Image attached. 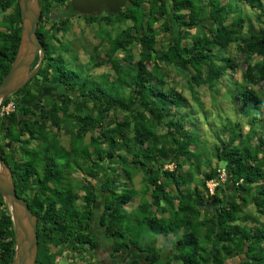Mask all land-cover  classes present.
Here are the masks:
<instances>
[{
  "label": "trees",
  "instance_id": "trees-1",
  "mask_svg": "<svg viewBox=\"0 0 264 264\" xmlns=\"http://www.w3.org/2000/svg\"><path fill=\"white\" fill-rule=\"evenodd\" d=\"M63 2L39 1V21ZM0 13L1 81L19 44L18 0H0ZM106 18L124 26L114 37L107 30L104 76L50 56L19 97L1 102L14 103L0 114V153L37 217L36 264H72L100 247L120 264H264V0H127ZM232 48L246 64L239 77ZM51 78L77 94L29 95ZM205 91L227 94L245 117L211 128L209 148ZM221 162L226 179L209 194ZM14 243L0 194V264L12 263Z\"/></svg>",
  "mask_w": 264,
  "mask_h": 264
},
{
  "label": "water",
  "instance_id": "water-1",
  "mask_svg": "<svg viewBox=\"0 0 264 264\" xmlns=\"http://www.w3.org/2000/svg\"><path fill=\"white\" fill-rule=\"evenodd\" d=\"M127 0H72L73 8L83 14L97 15L105 5L110 13L116 14ZM21 14V32L15 57L0 81V103L23 87L35 74L41 58L42 45L36 28L41 12L39 0H18ZM40 53V61L31 66ZM0 194L9 206L14 229V255L11 264H36L37 217L27 201L16 193L12 173L0 153Z\"/></svg>",
  "mask_w": 264,
  "mask_h": 264
},
{
  "label": "flooded vegetation",
  "instance_id": "flooded-vegetation-1",
  "mask_svg": "<svg viewBox=\"0 0 264 264\" xmlns=\"http://www.w3.org/2000/svg\"><path fill=\"white\" fill-rule=\"evenodd\" d=\"M122 8L123 7H121L116 14H118ZM108 13L112 14L109 12V10L105 5H101L100 12L97 15L83 14L76 11L73 8L72 0H64L63 3L58 5L56 8H53V12L49 13V15L47 16L43 15L40 21L38 19L39 28L38 31L36 32L42 45L43 56L39 64L40 53L37 55L35 62L31 66V70L37 64H39L37 70L35 71V74L39 72V70L43 68V65L48 63L49 61L48 58H50V56L53 58L54 57L58 58L57 60L61 59L63 62H68L67 63L68 66L70 68L71 67L74 68L72 64L76 61V59H79V57L77 56L78 55L77 46H80V51L82 52L85 51L89 53V57H90L89 59L90 63L88 66L89 68L87 70L83 68L85 73L93 74L94 76H104V73L103 74L97 73V68L104 65L103 61L105 59L103 57L105 56L106 49L104 51H101L103 54L102 57L97 54H99V48L101 47L100 49H102L103 44H107L108 41H107V37L102 36L101 38H99L97 36V33H95L97 30L96 28H99L101 25H106L107 30L110 31L109 32L110 35L114 37L115 35L119 34L120 30H122L124 26L123 21H118L115 24L113 23L114 21L112 22V24L106 23L107 20L106 15H108ZM89 16H94L96 18L90 20ZM97 19H98V23L96 22ZM76 25L79 26L77 30H74V27ZM115 25H117L116 26L117 28L115 27ZM62 26H64L65 28L62 29ZM87 34L97 38L98 42L90 45L89 44L90 40L86 37ZM95 50H96V57L94 54ZM91 59H95V61L99 63L96 64L95 66H92L93 63L91 62ZM33 76L29 79L27 83L31 84V82L34 81ZM38 78L41 81H43L42 73L38 74ZM29 89H30L29 95L35 94V96L40 97L41 100L43 98L53 100V99L62 98L64 96H71V95L74 96L75 94H77L75 89L64 87V84L58 78L57 79L51 78L46 82H39L36 86L33 84L29 86ZM21 94H22L21 90L19 89L17 94H15L12 97L17 98ZM24 102L27 101H23V103ZM32 105H33L32 106L33 111L35 113L38 112L39 107H36L34 104ZM101 244L103 245L104 243ZM96 250H97L96 254H98V256L105 258L104 262L109 261L111 264L112 263L120 264L118 261H114L110 256L109 252L106 251V249H104L103 247H100L99 249ZM100 253H104V255H99ZM71 258L73 259L72 264H75L74 256L72 255Z\"/></svg>",
  "mask_w": 264,
  "mask_h": 264
},
{
  "label": "rangeland",
  "instance_id": "rangeland-1",
  "mask_svg": "<svg viewBox=\"0 0 264 264\" xmlns=\"http://www.w3.org/2000/svg\"><path fill=\"white\" fill-rule=\"evenodd\" d=\"M6 12H9V9L6 11ZM113 16V15H112ZM111 17V16H110ZM0 18H1V13H0ZM109 18V16H108ZM96 22L98 23V19L96 20ZM126 25H130L131 24V21H128L127 23H125ZM79 25H76L74 27V30H77ZM110 27V26H108ZM96 32L97 33V36L99 38H101L102 36L104 37H107V27L106 25H101L99 28H96ZM109 34V33H108ZM86 37L90 40V45L91 44H95L98 42V39L91 36V35H86ZM112 37V36H111ZM84 38H85V35H84ZM88 44V45H89ZM107 47H109L108 43L107 44H103L102 46V49L99 48V54L97 55H100L102 57V52L101 51H104L105 49H107ZM77 52H78V57L79 59H76V61L72 64L74 68H76L77 64L84 68L85 70H87L89 67V53L87 52H82L80 51V46H77ZM91 52V51H89ZM231 52L235 55V59L237 60V74H238V77H239V74L240 72H242L245 68V63L242 61V55L237 53L235 51V49H231ZM101 53V54H100ZM118 55L122 56L121 54V50L118 52ZM91 61H93V59H91ZM68 62H64V64H66V66H68L67 64ZM86 67V68H85ZM164 69H168L166 67H164ZM107 71H110V67L108 64L104 63L103 66L97 68V73H100V74H103ZM169 76L172 78V84L176 83L178 88L180 89H183L184 90V95L189 98L190 96V92L188 91V89L186 88V78L183 76L182 73L178 72L176 69H171L169 70ZM231 77H236V75H231ZM95 78H99V76H95ZM259 86H256L255 88H257ZM202 95H201V98H200V101H199V104H201L203 106V117H206L207 118V122H208V125L207 126H203L204 129H203V133H202V136H201V140L203 142H205L206 144V147L209 148L212 144H214V134L211 132V128L216 130V128L218 126H220V124L226 119V118H229L231 119L232 121L236 118H239L241 121L245 120V117L243 115H241L238 111V109H234V106L232 105V103L230 102L229 98H227V94H222V95H217L216 93L214 92H209V91H205V92H201ZM259 95L260 97L262 98V103L264 105V93L261 94L259 92ZM13 96V94L11 95ZM196 113H194L193 115H195ZM201 117V116H200ZM246 124L244 126V128L246 129ZM60 138H61V141L60 143L62 145H64L65 147L68 146V139H67V136L64 135V137H62L60 135ZM31 146H35L33 144H31ZM39 149V148H38ZM43 150V147L41 148ZM66 150H68L67 148H65ZM15 158H17V156H15ZM215 164V160L213 159L212 160V165L214 166ZM223 165V163L221 162L219 164V166L221 167ZM218 166V167H219ZM165 168H172V164H165L164 166ZM186 168V166H185ZM74 175V174H73ZM135 185L136 186H139V181H138V178L135 179ZM209 181L206 183L208 184ZM36 188V186H33L32 189H30V193L34 191V189ZM214 202V201H213ZM213 202H210V206H214L215 205V202L213 204ZM251 208V207H250ZM261 221L264 222V217L261 216ZM140 237L138 238V236H136V239L135 241H139ZM164 241V240H163ZM97 253V250H94L93 251V254H94V257L92 256H84V257H80V258H77L75 257V264H111L109 261L107 262H104L105 261V258H102L100 256H98ZM99 255H104V253H100ZM239 260V256H236L232 259H229L227 260L226 264H235L237 261ZM58 264H69V262L64 259L63 257L62 258H59L58 260ZM102 261V262H101ZM101 262V263H100ZM113 264V263H112Z\"/></svg>",
  "mask_w": 264,
  "mask_h": 264
},
{
  "label": "built area",
  "instance_id": "built-area-1",
  "mask_svg": "<svg viewBox=\"0 0 264 264\" xmlns=\"http://www.w3.org/2000/svg\"><path fill=\"white\" fill-rule=\"evenodd\" d=\"M1 104V103H0ZM14 109V103L13 101H8L6 104L0 105V114L8 113L9 111H12ZM226 171L223 167H217L216 169V177L217 179H212L209 181L207 185V190L209 194H213L215 191V188L218 184H221L226 179Z\"/></svg>",
  "mask_w": 264,
  "mask_h": 264
},
{
  "label": "crops",
  "instance_id": "crops-1",
  "mask_svg": "<svg viewBox=\"0 0 264 264\" xmlns=\"http://www.w3.org/2000/svg\"><path fill=\"white\" fill-rule=\"evenodd\" d=\"M213 204H214V202H213Z\"/></svg>",
  "mask_w": 264,
  "mask_h": 264
},
{
  "label": "clouds",
  "instance_id": "clouds-1",
  "mask_svg": "<svg viewBox=\"0 0 264 264\" xmlns=\"http://www.w3.org/2000/svg\"><path fill=\"white\" fill-rule=\"evenodd\" d=\"M2 102V101H1Z\"/></svg>",
  "mask_w": 264,
  "mask_h": 264
}]
</instances>
